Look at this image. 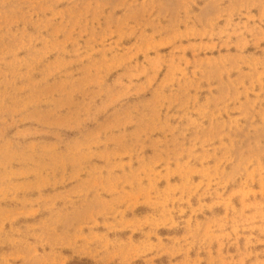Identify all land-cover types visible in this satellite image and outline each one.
I'll return each mask as SVG.
<instances>
[{"label":"rangeland","instance_id":"374dc122","mask_svg":"<svg viewBox=\"0 0 264 264\" xmlns=\"http://www.w3.org/2000/svg\"><path fill=\"white\" fill-rule=\"evenodd\" d=\"M0 264H264V0H0Z\"/></svg>","mask_w":264,"mask_h":264}]
</instances>
